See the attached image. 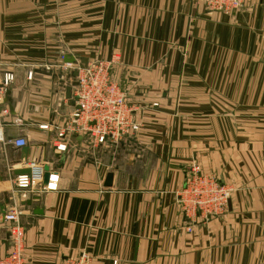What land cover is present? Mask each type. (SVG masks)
Returning a JSON list of instances; mask_svg holds the SVG:
<instances>
[{"label":"crops","instance_id":"obj_1","mask_svg":"<svg viewBox=\"0 0 264 264\" xmlns=\"http://www.w3.org/2000/svg\"><path fill=\"white\" fill-rule=\"evenodd\" d=\"M64 57L111 62L138 130L98 147L68 136L58 151L74 107ZM7 71L0 212L22 206L25 264H264V0L231 14L193 0H0ZM31 160L51 177L22 199L13 182ZM193 166L232 188L222 214H182Z\"/></svg>","mask_w":264,"mask_h":264},{"label":"built area","instance_id":"obj_2","mask_svg":"<svg viewBox=\"0 0 264 264\" xmlns=\"http://www.w3.org/2000/svg\"><path fill=\"white\" fill-rule=\"evenodd\" d=\"M201 3L206 9L229 13L239 8L244 0H193ZM73 67L77 75L73 84V111L56 129L52 144L58 151L66 149L65 138L81 136L91 146L117 145L126 136L138 130L134 121L133 109L127 102L126 92L111 77V62L103 60L88 61L79 68L75 63H65ZM29 76V75H28ZM14 75L7 71L0 75V104ZM6 108L0 109V142L4 141L2 115ZM48 128V125H44ZM11 144L17 148L26 144L22 137L14 139ZM29 172L14 178L15 191L22 199L35 195L43 190V165L31 160L27 163ZM49 175V179H50ZM47 182V186L49 183ZM232 188L202 171L198 166L189 169L183 187L176 192V201L182 214L194 221L198 217L206 220L226 211ZM22 206L13 204L0 213V227L7 230L9 249L0 256V264H25L24 226L21 223ZM191 225L187 227L190 231ZM63 264H90V258L82 253L76 258H69Z\"/></svg>","mask_w":264,"mask_h":264},{"label":"water","instance_id":"obj_3","mask_svg":"<svg viewBox=\"0 0 264 264\" xmlns=\"http://www.w3.org/2000/svg\"><path fill=\"white\" fill-rule=\"evenodd\" d=\"M64 62L65 63H75L78 65L79 68H82L86 65L87 63V60L85 58L81 59L80 61L76 62L74 59L72 58H68V57H64ZM77 75V70L74 69L73 70V73H72V77L75 78ZM74 84V83H73ZM71 85L68 86L66 88V96L69 98L71 95ZM23 152H24V158L27 159L28 158V154H29V149L26 148V147H23ZM43 170H44V173H43V181L42 183L44 185L47 184L48 182V179H49V171H48V166L47 165H44L43 166ZM25 173L29 172V169H25L24 171ZM112 176H113V173L111 171H109L106 176H105V180H104V183H103V186L104 187H109L111 186V180H112ZM0 213H3V211H1Z\"/></svg>","mask_w":264,"mask_h":264},{"label":"rangeland","instance_id":"obj_4","mask_svg":"<svg viewBox=\"0 0 264 264\" xmlns=\"http://www.w3.org/2000/svg\"><path fill=\"white\" fill-rule=\"evenodd\" d=\"M243 2H244V1H243ZM242 6H243V3H242V5H241L239 8H237L236 10H233V11H231V12H229V13H226V14L234 13V12H236L238 9H240ZM231 194H232V191H231ZM231 194H230V195H231Z\"/></svg>","mask_w":264,"mask_h":264}]
</instances>
